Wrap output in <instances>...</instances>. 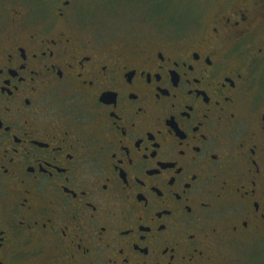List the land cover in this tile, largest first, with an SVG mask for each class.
<instances>
[{
    "label": "flooded vegetation",
    "instance_id": "af4514ba",
    "mask_svg": "<svg viewBox=\"0 0 264 264\" xmlns=\"http://www.w3.org/2000/svg\"><path fill=\"white\" fill-rule=\"evenodd\" d=\"M26 1L0 0V264H230L264 233V0L120 40Z\"/></svg>",
    "mask_w": 264,
    "mask_h": 264
},
{
    "label": "rangeland",
    "instance_id": "374dc122",
    "mask_svg": "<svg viewBox=\"0 0 264 264\" xmlns=\"http://www.w3.org/2000/svg\"><path fill=\"white\" fill-rule=\"evenodd\" d=\"M232 2L237 0H86L85 23L112 40L156 34L190 36L198 24L210 23ZM233 254L230 264H264V233ZM37 264L44 261L39 259Z\"/></svg>",
    "mask_w": 264,
    "mask_h": 264
}]
</instances>
